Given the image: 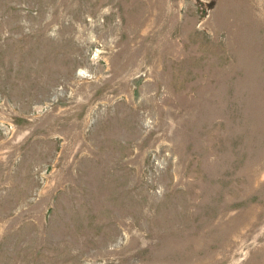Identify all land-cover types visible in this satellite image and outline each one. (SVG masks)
I'll list each match as a JSON object with an SVG mask.
<instances>
[{
    "label": "rangeland",
    "instance_id": "1",
    "mask_svg": "<svg viewBox=\"0 0 264 264\" xmlns=\"http://www.w3.org/2000/svg\"><path fill=\"white\" fill-rule=\"evenodd\" d=\"M0 264H264V0H0Z\"/></svg>",
    "mask_w": 264,
    "mask_h": 264
}]
</instances>
